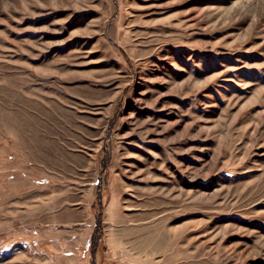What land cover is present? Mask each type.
<instances>
[{"label":"rangeland","instance_id":"rangeland-1","mask_svg":"<svg viewBox=\"0 0 264 264\" xmlns=\"http://www.w3.org/2000/svg\"><path fill=\"white\" fill-rule=\"evenodd\" d=\"M0 264H264V0H0Z\"/></svg>","mask_w":264,"mask_h":264},{"label":"trees","instance_id":"trees-1","mask_svg":"<svg viewBox=\"0 0 264 264\" xmlns=\"http://www.w3.org/2000/svg\"><path fill=\"white\" fill-rule=\"evenodd\" d=\"M103 199H104V195L102 194L100 196V199L97 203H95V205L93 206V209L95 210L96 213H98L100 215V213L102 212V202H103ZM100 218V216H99Z\"/></svg>","mask_w":264,"mask_h":264},{"label":"bare ground","instance_id":"bare-ground-1","mask_svg":"<svg viewBox=\"0 0 264 264\" xmlns=\"http://www.w3.org/2000/svg\"><path fill=\"white\" fill-rule=\"evenodd\" d=\"M185 225H186V224H185ZM185 225H184V226H185ZM186 226H187V225H186ZM177 228H178V226H177ZM187 240H188V239H187ZM190 240H191V239H190ZM186 244H187V243H186ZM198 245H199V244H198ZM199 247H200V246H199ZM196 248H198V246H196L195 249H196ZM195 249H194V250H195ZM188 250H189V249H188ZM204 253H205V252H204Z\"/></svg>","mask_w":264,"mask_h":264}]
</instances>
